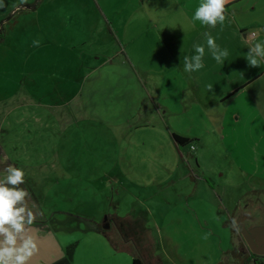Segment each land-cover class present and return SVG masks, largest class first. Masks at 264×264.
I'll list each match as a JSON object with an SVG mask.
<instances>
[{
  "label": "rangeland",
  "instance_id": "374dc122",
  "mask_svg": "<svg viewBox=\"0 0 264 264\" xmlns=\"http://www.w3.org/2000/svg\"><path fill=\"white\" fill-rule=\"evenodd\" d=\"M32 2L34 0H0V29H4L0 41V121L11 115L10 121L15 124L13 130L7 128L9 133L1 135L0 145L12 151L8 157L24 170L27 183L42 180L37 190L40 194L36 193L44 202L45 214L66 212L74 216L52 220L54 224L59 223L55 227L64 232H57L59 241L74 240L79 235L76 231L80 233L88 225L79 216L92 214V218L100 222L105 218L109 220L110 215L117 225L126 224V245L133 246L145 234L154 237V220L159 219L164 222L162 238H169L175 246H180V253L188 252L189 262L194 264L201 259L214 262L219 257L226 232L225 221L230 219L228 214L244 212V208L249 207L248 212L256 218L254 221L264 224V192L260 188L264 179L263 119L251 122L244 117L237 122L228 113L224 123L207 136L201 148L183 153L182 150H188L183 147L180 157L161 139L154 136L151 142L148 136L155 132L151 128L140 130L142 145H139L140 139L137 148L130 141L126 144L124 132L129 125L123 118L129 120L128 116L139 110L123 98L121 87L126 83L123 76L134 86L138 81L131 62L127 61L130 66L125 63L126 46L121 44L120 38L116 39L121 31L116 35L115 22L119 19L114 17L115 10L107 18L104 14L108 12L104 13L106 9H101L98 0H42L36 9L22 6ZM74 14L75 19L68 20ZM102 30L110 41L101 38ZM226 36L231 37L233 47L241 49L235 33L227 32ZM91 37L92 42H87ZM36 41H39L38 46ZM95 56L97 59H93ZM103 59L112 65L100 66ZM83 63L97 70L95 75H87L86 81L77 79L81 74L73 79L59 73L61 67L65 73L71 67L80 71ZM64 78L69 79L63 82ZM79 86L84 89L80 96L84 102L82 112L75 107L70 112L69 106H65L61 114L70 113L65 117L67 120L51 122L48 118V124L36 123L42 125V129L30 128L25 120L32 117L35 122L43 115L52 117L57 112L55 108L43 109L29 104L25 94H32L37 104L56 103L72 96ZM118 92L121 97L117 100L111 94ZM148 109L151 110L149 98L144 99L140 111L145 118ZM239 116L242 118L243 114ZM57 127L63 132L56 139ZM131 133L137 134V130ZM247 143L248 146H242ZM159 145L164 146L159 148ZM241 146L248 159L238 152ZM255 147L260 154H256ZM197 157H200L198 161ZM55 162L64 168L62 172L56 169ZM187 163L194 177L182 180L183 174L190 176ZM39 164H44L47 170L37 168ZM46 173L48 178L39 177ZM56 178H62L61 187L56 184ZM196 178L202 180L196 181ZM208 181L212 182V187ZM189 190L196 198L191 201L192 210L183 214L178 212L185 206L179 194H188ZM220 198L226 204L224 207ZM194 214L201 215L202 221L205 215L206 229L199 230ZM66 231L70 235L65 234ZM109 232L116 234L113 226ZM235 236L239 242L237 250L241 255L247 254L249 250L237 230ZM154 247L158 248V244ZM146 254L143 247L138 257L144 258ZM166 254L173 261V249L168 248ZM172 261L165 264H180ZM226 261L225 258L222 264H229ZM233 263L236 264L234 260Z\"/></svg>",
  "mask_w": 264,
  "mask_h": 264
},
{
  "label": "crops",
  "instance_id": "0c3cea01",
  "mask_svg": "<svg viewBox=\"0 0 264 264\" xmlns=\"http://www.w3.org/2000/svg\"><path fill=\"white\" fill-rule=\"evenodd\" d=\"M98 2L103 11L106 9L104 13L108 12V14H104L105 16L110 17V12L115 10L114 17L119 20H116V23L115 19H112L117 28L114 31L116 35L121 31L119 32L120 37H115L116 39L120 38L121 44L126 46V51L123 53L124 59H126L125 63L131 62L132 66L128 65L132 68V72L137 75L138 85H132L123 76L126 83L121 87L126 103H131L134 109L139 110L136 114L128 116L129 120L126 117L123 118V121L129 125L124 132L126 144H129L128 141H130L137 148L139 139L143 135L140 130L151 128L155 131L151 133L153 136H148L151 142H153L154 136L161 139L164 145H169L168 148L173 154L180 157L182 148L173 141V134L196 141V150L198 146L201 148L204 145L208 139L207 136L213 134L220 123H224L228 113L230 118L237 122H240L244 117L251 122H257L259 119L264 120V60H261L259 67H251L246 59L250 47L255 43H264V0H230V3L226 5L227 19L224 25L218 24L215 28L204 26L201 22L193 20L194 12L203 0H98ZM66 8L68 9L67 6ZM81 8L83 10V4ZM117 10H120V13H117ZM53 14L56 15V13ZM92 16L94 17V14ZM75 17L76 14L70 15L68 20L75 19ZM104 31L101 32V38L110 41V37L105 32L109 37L107 39ZM227 32L235 33L236 42L241 45V49L231 45L232 40L230 36H226ZM252 33L255 35L252 36ZM207 35L214 37L221 49L228 50L229 56L224 63H217L213 59L207 48ZM87 42H92V37ZM195 45L205 47L204 67L196 72H185L184 58L196 54ZM93 59H97V57L95 56ZM107 63L112 65L103 59L100 66ZM71 68L65 73L64 68L61 67L59 73L73 79L76 75L81 74V77L79 76L77 79L86 81L87 75H95L97 71L95 68L91 70L89 65L85 63H83L80 71H74V67ZM68 79L64 78L63 82ZM208 85L213 86L211 92L208 90ZM83 90L79 86V89L72 96L66 97L60 102L55 101L56 103L37 104L32 94H25L29 97L27 100L29 104L41 106L43 109L55 108L57 112L52 117L46 118L43 115L40 120L36 117L38 120L35 122L32 117L25 121L31 125V129L37 131L42 129L44 122L48 124V118L51 122L67 120L68 118L65 117L70 113L65 111L61 114V112L65 106H69L70 112L74 107L81 111L80 108L84 102L80 96ZM143 91L146 92L145 96H143ZM111 96L117 100L121 97L119 92L113 93ZM86 97L90 98V95L87 94ZM148 98L150 99L151 110H147L148 114L145 118L140 111L144 99ZM8 99L12 98L8 97ZM245 99L247 100L244 101ZM239 114H243V117L241 118ZM7 116L0 121V137L2 134L4 136L9 133L10 129L15 128L14 122L10 121L9 118L11 115ZM72 120L74 121L73 117ZM37 122L42 123V125L37 126ZM123 130L124 127H122ZM131 130H137V134L131 133ZM55 132L57 139L63 130L57 127ZM139 145H142L141 139ZM164 145L158 147L162 148ZM248 145L247 143L242 146ZM242 146L238 152L243 157L242 150L244 147ZM4 148L0 145V178L6 175V169L9 166L16 167L15 163L8 157L13 154L12 151ZM187 149L182 150V152H189L190 149L188 147ZM254 150L256 154H260L256 147ZM199 159L200 157H197L195 160L198 161ZM55 166L56 169L60 168L61 172L64 169L57 163ZM37 168L47 170L44 164L42 166L39 164ZM240 172L241 170H239ZM183 173H185L184 169ZM222 173L225 174L224 171ZM46 176L49 174L39 175L44 179L48 178ZM62 176L64 178V174H61ZM186 177L190 178L187 174H183L182 180H187ZM200 178L195 180H202ZM61 179H55L56 184L60 187ZM34 182L27 183L25 180L21 186L29 192L28 207L36 216L35 222L30 226L29 234L36 240L38 252L30 259L29 264H129V262L131 264L133 259H139L141 264H165L172 261L166 254L168 248L173 249L174 262L192 264L189 262L191 259L188 258L190 256L188 252L180 253V246H175L173 241H169V238H162L161 225L164 222L162 223L159 219L154 220L153 228L155 229L152 228L154 237L150 238L145 234L143 239L139 237L140 239L135 241L133 246L126 245L128 240L126 233H124L127 231L126 224L117 225L113 217L110 219V215L108 216L109 220L105 218L100 222L94 220L92 214H87L84 217L79 216V219L88 223L82 228L83 231L80 232L82 234L77 230L76 233L79 235L74 240L59 241L57 232L62 230L57 226L55 227L59 223L54 224L52 220L74 216L66 212L45 214L44 202H41L40 196L37 194L39 193L37 190L42 185V180L35 182L36 184H33ZM210 182L208 181V184L212 187V182ZM261 182L263 184L260 185V188H263L261 190L263 193L264 179H261ZM192 192L189 190L188 194H179V199L180 201L184 199L185 206L178 212L184 214L192 210L191 201L196 198L195 194L192 197ZM224 205L226 204L222 201L221 207ZM244 209V212L236 211L233 214H228L230 219L225 221L226 232L222 237V249H220L219 257L214 262L201 259L194 264H222L225 258L228 260L226 262L234 264L233 257L228 252L232 249L239 252L237 250L239 242L235 236V230L244 240L239 229L240 226L253 231L254 239L264 246V224L254 221L256 218L254 214L248 212L249 207ZM200 216L194 214L195 225L199 230L206 229L208 220L204 215L202 221ZM106 224L109 225L108 228H104ZM173 224L176 225L175 222ZM111 226L116 230L115 235L109 232ZM69 233L68 231L65 232V234ZM127 235L129 236V234ZM73 244H76V247L72 259L69 260L66 248ZM156 244H158V248L154 247ZM143 247L147 250V254L144 258L138 257L143 252ZM130 248L134 250L129 251ZM187 249L189 248L187 247ZM99 253H103V256Z\"/></svg>",
  "mask_w": 264,
  "mask_h": 264
},
{
  "label": "clouds",
  "instance_id": "9594fccd",
  "mask_svg": "<svg viewBox=\"0 0 264 264\" xmlns=\"http://www.w3.org/2000/svg\"><path fill=\"white\" fill-rule=\"evenodd\" d=\"M230 0H203L196 8L194 21L215 28L223 26L226 19V5ZM35 44L38 46L39 41ZM195 55L184 58V71L196 72L204 67L205 47L195 45ZM207 48L217 63H224L229 52L221 49L211 35H207ZM249 66L259 67L264 60V43H255L246 54ZM208 90H213L208 85ZM25 183L23 169L9 166L6 175L0 178V264H29L30 259L38 252V245L29 234L30 226L36 216L28 207L29 192L21 187Z\"/></svg>",
  "mask_w": 264,
  "mask_h": 264
},
{
  "label": "trees",
  "instance_id": "16d2710c",
  "mask_svg": "<svg viewBox=\"0 0 264 264\" xmlns=\"http://www.w3.org/2000/svg\"><path fill=\"white\" fill-rule=\"evenodd\" d=\"M42 0H34L32 3L23 4L22 6L26 7H32L31 9H36L38 5L41 3ZM18 12V11H17ZM4 37V29H0V41L3 40ZM173 141L177 144V146L183 148V147H190L191 145H194L195 141L190 140L187 138L180 137L178 135L173 134L172 135ZM187 166L189 168L190 177L193 178L192 169L189 166V163H187ZM76 244L71 245L70 247L66 248L68 259L71 260L73 257V251L75 250ZM232 257L233 260L236 262V264H264V258H260L251 252H248L247 254L241 255L240 252L236 251V249H232L228 252ZM131 264H141L139 259H133Z\"/></svg>",
  "mask_w": 264,
  "mask_h": 264
},
{
  "label": "water",
  "instance_id": "95a60500",
  "mask_svg": "<svg viewBox=\"0 0 264 264\" xmlns=\"http://www.w3.org/2000/svg\"><path fill=\"white\" fill-rule=\"evenodd\" d=\"M29 8L31 9L32 7ZM108 227H109L108 224L104 226V228H108ZM239 229L241 234L243 235L245 243L247 244L250 252L256 255H264V246H262L260 242L254 239V232L247 230L243 226H240Z\"/></svg>",
  "mask_w": 264,
  "mask_h": 264
},
{
  "label": "built area",
  "instance_id": "2783aa9c",
  "mask_svg": "<svg viewBox=\"0 0 264 264\" xmlns=\"http://www.w3.org/2000/svg\"><path fill=\"white\" fill-rule=\"evenodd\" d=\"M189 149H190V151H195V145H191V146L189 147Z\"/></svg>",
  "mask_w": 264,
  "mask_h": 264
},
{
  "label": "flooded vegetation",
  "instance_id": "af4514ba",
  "mask_svg": "<svg viewBox=\"0 0 264 264\" xmlns=\"http://www.w3.org/2000/svg\"><path fill=\"white\" fill-rule=\"evenodd\" d=\"M258 257H260V258H264V255H257Z\"/></svg>",
  "mask_w": 264,
  "mask_h": 264
}]
</instances>
